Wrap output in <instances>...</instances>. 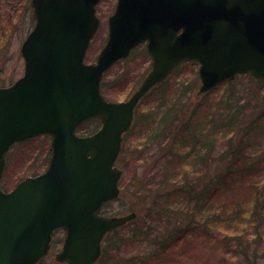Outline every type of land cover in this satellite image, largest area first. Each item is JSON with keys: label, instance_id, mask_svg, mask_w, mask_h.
<instances>
[{"label": "water", "instance_id": "95a60500", "mask_svg": "<svg viewBox=\"0 0 264 264\" xmlns=\"http://www.w3.org/2000/svg\"><path fill=\"white\" fill-rule=\"evenodd\" d=\"M99 1H31L35 24L20 49L23 74L0 87V177L16 142L48 135L51 157L43 173L0 189V264H36L56 229L65 234L57 262L94 264L104 236L136 218L100 210L119 194L114 164L136 106L177 66L199 64L198 96L238 74L264 80V0H118L106 41L86 64ZM145 41L149 72L127 100L107 102L103 75ZM90 118L100 129L77 136Z\"/></svg>", "mask_w": 264, "mask_h": 264}, {"label": "rangeland", "instance_id": "374dc122", "mask_svg": "<svg viewBox=\"0 0 264 264\" xmlns=\"http://www.w3.org/2000/svg\"><path fill=\"white\" fill-rule=\"evenodd\" d=\"M29 2L30 0H0V86L10 85L23 72V60L19 48L33 26ZM115 3L116 0H101L97 6L101 26L90 43L85 57L86 63L95 59L105 42L107 17L112 14ZM147 66H149V58L146 55L142 56L139 50L126 62L114 65L102 80L106 82L107 87L105 98L109 101L127 98L137 88ZM197 69V65L185 63L168 78L166 94L169 93L173 101L177 96L176 88L179 92V87L186 86L178 104L183 103V111H189L188 113L197 100L202 99L196 95L199 88ZM231 83L237 90V95H243L244 101L248 102L245 106L248 111L246 119L236 126H231L230 129L234 127L233 132L227 128L212 130L211 126L216 121L212 112L223 94L221 88L224 87V83L220 87L221 90L211 95L210 92L208 105L205 104L203 107L202 100L198 109L195 110V114L202 113L201 116L195 115L192 118L202 127L195 133L198 155L190 151L189 144L181 147L179 153L186 154L180 162L181 167L178 166V162L171 161L166 176L168 175L167 179L170 178L169 174L177 166L178 170L183 171V173L180 172L183 176L170 179L169 186L163 185L166 182L161 183L164 177L162 178L159 172L153 174L154 168L152 169L150 161L154 156L155 160L160 156L157 150L152 149L148 153L153 154L148 157L149 160L146 154L156 144L155 129L148 131L144 127H138L140 124H136L123 139L122 150L116 164L122 171L119 182L120 194L118 199L109 203L104 209L105 212L116 215L125 214L131 210L137 212L142 218L150 215L151 225L147 231L150 236L145 244L140 245L130 243L128 240L124 242V239L118 242L117 237L127 239L130 235V227L119 229L114 235L107 236L109 239L103 242L104 248L113 238V242L109 243L111 251L109 259L105 261L104 258L97 264L122 262L126 264L132 256L137 255H145L139 260L140 264H264V80L255 82L247 75H237ZM192 88L193 91L188 94L187 91ZM152 94L138 111L139 115L153 108L152 101L156 95ZM206 100L204 99L205 103ZM242 101L241 98L239 104ZM188 116L182 117L184 120L181 121L186 122L189 119ZM249 125L251 128H248ZM171 128H176L175 131H171L175 134L179 132L184 140L189 139L184 137L185 133L181 130V124ZM171 131L163 135L166 138L172 137ZM158 138L163 141L161 136ZM144 148L148 150L145 152ZM232 150H239L240 154L245 155L244 160L234 162L230 159ZM8 153L11 156L6 163L1 180L2 187L7 191L15 186L22 170H27L22 167L27 162L28 165H32V161L26 160L25 155L19 153L16 148ZM228 161L231 162L233 171L226 179L227 186L218 190L217 182L213 184L203 204L205 212L193 211L192 203H188L184 205L187 212L179 209L177 212L166 210L160 213L163 207L167 209L168 204L173 205L174 201L180 197L177 196L179 192H174L183 191L179 183L180 179L202 175L201 180L208 182L218 174L224 175ZM166 168L168 164H165L164 169ZM234 169L239 170L234 171ZM178 180L180 181L176 182ZM249 180L254 183L249 184ZM173 206L176 207V205ZM225 219L228 222L224 221ZM171 236H173V243L170 240ZM63 237L62 231L54 234L49 254L38 264H64L54 260V255L60 250ZM153 237H155L154 244H152ZM165 240L171 242L172 247L166 248L162 251L163 253L157 252L155 248ZM116 242L120 246L119 254L116 253Z\"/></svg>", "mask_w": 264, "mask_h": 264}, {"label": "trees", "instance_id": "16d2710c", "mask_svg": "<svg viewBox=\"0 0 264 264\" xmlns=\"http://www.w3.org/2000/svg\"><path fill=\"white\" fill-rule=\"evenodd\" d=\"M140 53L142 55H147L146 51H144V50ZM127 60H125L124 62H126ZM190 65H195V64H190ZM180 67H178L175 71H177ZM148 69H149V66H147V68L144 70V72L142 74H145L147 72L146 70H148ZM116 80L119 81L120 79H116ZM139 80H140V78H139ZM168 83H169V80L167 79L164 83L153 88L149 92V94L141 101V103L138 105V107L135 111V118H134V123H133L132 129L136 126V124L137 125L140 124L138 127H144L145 130L150 131L152 129H155V137H154L155 142L159 136H161V138H163L162 142L156 143L155 145H153L150 148V150H148L147 148H144V151L146 152L148 150L146 153L147 158H148V157L153 156V154H148L152 149L157 150V153L160 156L156 160H155V156H154L153 160L150 161L152 163V169L154 168L153 174L154 173L157 174L159 172L161 174L162 178L164 177L162 180L163 182H161V181L160 182L162 184L166 182L164 185L169 186L170 179L172 180L174 178L176 179L178 177L183 176L180 174V172L183 173V171L181 169L178 170V166L180 165L182 158L186 156V154L179 153V150L181 149V147L185 146L186 144H189L190 151L191 152L194 151L198 155L197 149H196L197 147L195 146V143L197 140V136L195 133H197V129L201 130L202 127L199 126V124L197 122H195V120H192V118L195 117V115L200 117L202 114V113L195 114V110L198 109V107L200 106V104H199L200 101L203 100L201 102V103H203V107L205 106V104L208 105L207 102H208V98H210V95L212 93L216 92L217 90L219 91L222 89L221 91L223 94L220 98V101L218 100V102L216 103V106H215L216 109L212 112V114L216 118V121L214 124H217L216 126L214 124L211 126L212 130H215L217 128L230 129L231 126H236V124H240V122H242L244 119H246V116L243 113V108H245V106L248 104V102L244 101L243 95H241V96L237 95V90H235L233 83L224 82V85L222 84L224 86L223 88L220 89V87H222V85L219 87H216L214 89V91L212 90L213 92L211 91L210 95H208L209 94L208 93V94H206L207 96L206 95L202 96L201 100H197L196 104L191 108L190 113H188L189 111L188 112L183 111L184 110V104L183 103L180 105L178 104L180 102L182 93L186 89V86L182 85L181 88L179 87V92L177 90L178 88H176L175 93L177 96L175 97V99L173 101L169 97V93L166 94V91L168 88ZM191 91H193V88L189 89L187 91V93L189 94ZM101 92L104 96L107 95V87H106L105 81L104 82L102 81V83H101ZM151 93H153L152 95H156V97L152 101L153 108L149 109V110L147 109L145 113H142L139 115L138 111L140 110V108L143 107L144 103L146 102V99L148 98V96ZM159 95H161V96H159ZM241 98L243 99V101L240 102V104H239V101L241 100ZM124 99H126V98H124ZM204 99L205 100L207 99L206 103H205ZM184 116L189 117V119L187 121L185 120L186 122L181 121V120H184V118L182 119V117H184ZM197 121H200V120H197ZM211 123H213V121H211ZM177 124L178 125L181 124V128H182L181 130L185 133L184 137H188L189 138L188 140H184L179 132H176V134H175V132H172V131H175L176 128H171V127L176 126ZM99 126H100V122L98 119H91V120L86 121L80 127L79 131H81L83 134H88V133L94 132L96 129L99 128ZM248 128H251V126L249 125ZM233 130H234V127L232 129H230L231 132H233ZM167 131H171V135H173V136L172 137L168 136L166 138L163 134L166 135ZM129 133H127L124 136V138ZM172 133H174V134H172ZM152 139L153 138H151V140ZM198 139H200V137ZM48 140H49V138L47 136H40V137L31 139L27 142H24L21 144H16L10 149V151L15 149V148H16V150L18 149L19 153L21 152L23 155H25L26 160L32 161V165H28L27 164L28 162H27L24 165V167H22L23 169L27 168V170L26 171L22 170L21 175L19 176L17 181H19L22 178L29 176V175H36V174L42 172L46 168L48 161H49V157H50ZM152 144H153V142H152ZM34 150H35V152H33ZM10 156H11V154L8 153L7 154V163L9 162ZM172 156H174V158ZM244 156L245 155H242L239 153V150H235V151L232 150V152H230L229 157L234 162H238L240 159L244 160ZM148 160H149V158H148ZM171 161L178 162L179 164L175 169L172 170V172L169 174L170 178L167 179L168 175L166 176V174L169 171L170 163H172ZM230 163L231 162L228 161V165H227L225 171L223 172L224 175L219 176L221 174H218L215 178H211L208 182H204L203 180H201V178H199V176H197V177L195 176V178H188V179H187V177H184V178L180 179L181 182H179L180 180L176 181V182H179L180 185H182L181 189H183V191H181V190L174 191L176 193L177 192L180 193L177 195L180 197H178L177 200L174 201L175 203L173 204V205H176V207L171 205V204H168L169 206L167 207V209H164V207H163V210H161L160 213H163L166 210H168V211L173 210V211L177 212V210H179V209H183L184 211L187 212V210L184 209V205H187L188 203H192L193 211L198 210V213L205 212V210L203 209V204L207 200L206 196H208L209 192L211 191L213 184L215 182H217V189L218 190L226 188V186H227V180L226 179H227L228 175L230 174V172L233 171L231 169L232 166ZM165 164H168V168H166V169H164ZM180 167H181V165H180ZM238 170L239 169H234V171H238ZM166 179H167V181H165ZM176 182H174V183H176ZM233 182H236V181L233 180ZM249 182H250L249 184L254 183L253 181H250V180H249ZM202 183L204 184L203 187L199 188V185ZM1 185H2V182H1ZM167 195H169V193H167ZM131 211H133V210H131ZM104 213L105 214L107 213V212H105V209H104ZM148 217H150V215H148ZM148 217L146 216L145 218H142L141 215L138 216V214H137L136 220H134L132 223H130L127 226V227H130V232H129L130 235L128 236V238L126 239L124 237H121V238L117 237L119 239L118 242H121V240L124 239L123 240L124 242H126L128 240V241H130V243H135V244H139V245L145 244L146 239L150 236V233L147 231L149 230L150 225H151V223L149 221V219H151V217L150 218H148ZM224 221L228 222L227 219H225ZM117 231L118 230L106 235L105 239H109L107 236L114 235ZM155 237L152 238V244H154L153 242H154ZM112 239L113 238H111L109 240V243L113 242ZM172 239H173V236L170 237V240H172ZM118 242H116V253L117 254H119V251H120V246H119ZM109 243L107 246H104V248L102 249V256H101L100 261H102L104 258H105V261L109 259V255L111 253V251L109 250V247H110ZM172 243H173V240H172ZM172 243L169 241H166V240L162 241L161 245H158V247H156L155 250L157 252L165 251L166 248L172 247ZM143 257H145V255L132 256V259H130V261H127L126 264H135V263L140 264L139 260ZM120 264H124V262H122Z\"/></svg>", "mask_w": 264, "mask_h": 264}, {"label": "bare ground", "instance_id": "6f19581e", "mask_svg": "<svg viewBox=\"0 0 264 264\" xmlns=\"http://www.w3.org/2000/svg\"><path fill=\"white\" fill-rule=\"evenodd\" d=\"M222 85V83H219L216 87H219V86H221ZM243 113H244V115L246 116L247 114H248V111L245 109V108H243ZM160 142H162V139H160V138H158L157 140H156V143H160ZM155 144V143H154ZM205 182V181H204ZM164 185V184H163ZM203 183L202 184H200L199 185V188H201V187H203Z\"/></svg>", "mask_w": 264, "mask_h": 264}, {"label": "flooded vegetation", "instance_id": "af4514ba", "mask_svg": "<svg viewBox=\"0 0 264 264\" xmlns=\"http://www.w3.org/2000/svg\"><path fill=\"white\" fill-rule=\"evenodd\" d=\"M116 3H117V0H116ZM30 9H32L31 7V0L29 2V6H28ZM179 30H182V29H179ZM146 45L147 43H143L141 45H139L136 49H138L139 51H143V50H146ZM150 58V57H149ZM150 63V62H149Z\"/></svg>", "mask_w": 264, "mask_h": 264}]
</instances>
